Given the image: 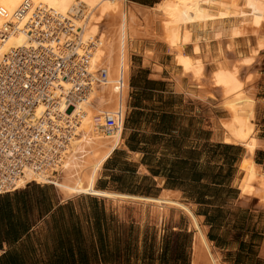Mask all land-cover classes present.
Returning a JSON list of instances; mask_svg holds the SVG:
<instances>
[{
	"label": "crops",
	"instance_id": "crops-1",
	"mask_svg": "<svg viewBox=\"0 0 264 264\" xmlns=\"http://www.w3.org/2000/svg\"><path fill=\"white\" fill-rule=\"evenodd\" d=\"M156 31L130 51L126 127L95 192L65 197L55 182L31 180L0 194V264H144L148 243L161 264L164 237L180 233L193 239L189 264L198 237L202 264H264V134L252 156L226 141L222 96L209 84L200 94L176 73ZM221 41H210V54H220L218 44L227 49ZM245 158L257 172L248 195L240 187Z\"/></svg>",
	"mask_w": 264,
	"mask_h": 264
},
{
	"label": "bare ground",
	"instance_id": "bare-ground-1",
	"mask_svg": "<svg viewBox=\"0 0 264 264\" xmlns=\"http://www.w3.org/2000/svg\"><path fill=\"white\" fill-rule=\"evenodd\" d=\"M156 29L174 55L175 72L200 94L212 85L209 90L222 96L226 141L244 146L251 156L262 146L257 101L245 85L257 76L249 70L264 54V0H161L153 10L129 7L127 0H0V86H23L29 92L25 100L32 102L31 120L22 119L17 139L10 133L2 139L3 150L9 148L4 186L52 181L65 197L95 192L102 164L121 140L130 51ZM240 38L243 55L234 50ZM213 39H227L230 60L221 44L220 54H210ZM0 96L15 101L14 94ZM109 117L116 122L111 130ZM12 151L18 157L10 161ZM241 166L240 187L248 195L256 167L252 158ZM197 239L193 264H202L203 238Z\"/></svg>",
	"mask_w": 264,
	"mask_h": 264
},
{
	"label": "rangeland",
	"instance_id": "rangeland-1",
	"mask_svg": "<svg viewBox=\"0 0 264 264\" xmlns=\"http://www.w3.org/2000/svg\"><path fill=\"white\" fill-rule=\"evenodd\" d=\"M128 6L129 7H140V6H145V5H141L138 3L128 1ZM146 7H150V6H146ZM243 23H245V22H243ZM142 27H144V26H141L139 28L143 29ZM251 36L252 35L248 36L249 38L246 37V38H248L249 42H250ZM143 38L144 37H140V43L144 42ZM223 40L225 43L228 42L227 39H223ZM137 43H139V42H137ZM221 46H222V44H221ZM234 50H236V53H240V54L242 53L241 55H243L244 53L246 54V51L244 50L243 45L241 44V38L238 40V46ZM223 53H224L223 56H225V58L228 57L227 59L230 60L231 57H229V55H228L229 51L226 49ZM260 58H258V61L253 66H251L249 71H253L252 73H254L253 74L254 76L257 75L255 77V78H257V80L261 79V78L262 79L258 83H255L253 86L248 88L247 87L248 85L255 82V78H254L253 81H250L249 83H247L245 85V89L248 91L249 94H252L257 101V115H256V119H255L256 129L260 130V132L264 134V54ZM140 59H141L140 57H137L136 60H134L135 61L134 63L136 65H138V63L140 62ZM231 61H233V58L231 59ZM259 62H261V63H259ZM211 68L212 67L209 65L208 69L211 70ZM129 74H130V71H129ZM131 83H132V87H135V83L137 84L138 80L134 77V80ZM194 86L196 87V84H194ZM127 115L128 114H126L124 117L123 131L126 127ZM198 115L202 116L201 110H200V113H198ZM102 133L105 134L104 131ZM172 240L173 241L178 240V248L172 249V246H171ZM191 240H193L191 235H187L184 233H180V236L177 238L170 236V234L165 236L163 239V253H162L163 256L161 258V264H175L176 261L181 263V264H189V260H190L189 245H190ZM149 248L150 247H149V243H148V245H147V251H148L147 252V255H148L147 258L152 253V252H149L150 251ZM152 254L154 255V253H152ZM141 255L144 256V254H141ZM153 258H155V256H153ZM149 262H151L152 264H155L154 259H153V261H151L148 258V263ZM157 263H158V260H157Z\"/></svg>",
	"mask_w": 264,
	"mask_h": 264
},
{
	"label": "built area",
	"instance_id": "built-area-1",
	"mask_svg": "<svg viewBox=\"0 0 264 264\" xmlns=\"http://www.w3.org/2000/svg\"><path fill=\"white\" fill-rule=\"evenodd\" d=\"M1 92H5L6 94H14L15 101H7L0 96V194L20 187L16 185H3V181L7 180V176L9 175V170L6 169L8 163L4 162L5 158L8 156V152L6 150L9 148L7 147L5 151L3 150L2 139L8 136L9 133L12 138L17 139L19 135V124L23 123L22 119L31 120L30 107L32 105V102L30 103L28 102L27 98L26 100L24 98L25 92L28 94L29 92L23 86L10 85L4 89L0 86V94ZM32 98L33 96L31 90V101ZM26 107L29 108V110ZM25 108L26 111L24 110ZM19 114L21 115V118H19ZM106 125L108 130H111L116 127V122L112 117H109L106 121ZM13 153L15 152L12 151L10 155V161L13 160L14 157H18L17 153Z\"/></svg>",
	"mask_w": 264,
	"mask_h": 264
},
{
	"label": "trees",
	"instance_id": "trees-1",
	"mask_svg": "<svg viewBox=\"0 0 264 264\" xmlns=\"http://www.w3.org/2000/svg\"><path fill=\"white\" fill-rule=\"evenodd\" d=\"M128 1H131V2H134V3H138V4H141V5H145V6H150V7H152L151 5L152 4H156V2L157 1H159V0H128ZM145 255V257L144 258H146V261H144L143 263L144 264H152L151 262H149L148 263V258L151 260V261H153V254L151 253V255L147 258V252H146V254H144ZM175 264H181V263H179V262H175Z\"/></svg>",
	"mask_w": 264,
	"mask_h": 264
}]
</instances>
